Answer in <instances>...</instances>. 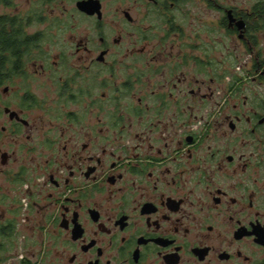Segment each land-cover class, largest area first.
<instances>
[{
  "label": "flooded vegetation",
  "instance_id": "obj_1",
  "mask_svg": "<svg viewBox=\"0 0 264 264\" xmlns=\"http://www.w3.org/2000/svg\"><path fill=\"white\" fill-rule=\"evenodd\" d=\"M1 86L0 262L36 209L47 244L18 264H264L253 9L0 0Z\"/></svg>",
  "mask_w": 264,
  "mask_h": 264
},
{
  "label": "rangeland",
  "instance_id": "obj_2",
  "mask_svg": "<svg viewBox=\"0 0 264 264\" xmlns=\"http://www.w3.org/2000/svg\"><path fill=\"white\" fill-rule=\"evenodd\" d=\"M260 2H264V0H230L232 6L233 5L236 6L238 9L243 10L245 13L247 10L251 11L254 8V6ZM3 89L4 86H1L0 98L2 100H7L8 95L4 94ZM6 124L7 122L5 116L0 115V135H2V130H1L2 126ZM1 138L4 141H9L8 138L5 137V135L2 136ZM7 147H9L10 150H13V148H11L10 146ZM16 148L17 147H15V149ZM1 183L2 182L0 181V185ZM23 189H26V185H23ZM14 190H16L15 184L13 185V192L11 193L13 196L16 195V192ZM22 194H23L22 198H25L26 199L25 203L28 204L31 201V199L29 198V196L31 195V190L30 191L25 190ZM9 200L11 201L12 199L10 198ZM24 211H28V210H24ZM6 212L7 211H5L4 203L0 202V216L2 213L5 214ZM30 216L31 219H33V221L31 220L28 225H24L19 230V238L17 240L18 241L17 246L14 248V255H12L10 261L0 262V264H18L22 251H24V254L34 262L37 259L36 257H40L42 255V251L45 245L47 244V242L46 239L43 237V233L41 232V229L37 228L36 224H34V221L37 220L38 218L36 209L34 211H30ZM33 254H35L36 257H34Z\"/></svg>",
  "mask_w": 264,
  "mask_h": 264
},
{
  "label": "trees",
  "instance_id": "obj_3",
  "mask_svg": "<svg viewBox=\"0 0 264 264\" xmlns=\"http://www.w3.org/2000/svg\"><path fill=\"white\" fill-rule=\"evenodd\" d=\"M253 15L255 17L256 24L264 25V2L256 4L253 8Z\"/></svg>",
  "mask_w": 264,
  "mask_h": 264
},
{
  "label": "water",
  "instance_id": "obj_4",
  "mask_svg": "<svg viewBox=\"0 0 264 264\" xmlns=\"http://www.w3.org/2000/svg\"><path fill=\"white\" fill-rule=\"evenodd\" d=\"M238 26L240 29H242L245 26V22L243 20H239Z\"/></svg>",
  "mask_w": 264,
  "mask_h": 264
}]
</instances>
